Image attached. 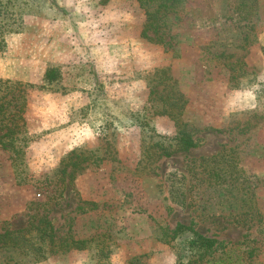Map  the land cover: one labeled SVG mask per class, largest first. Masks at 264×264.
<instances>
[{
    "label": "rangeland",
    "instance_id": "rangeland-1",
    "mask_svg": "<svg viewBox=\"0 0 264 264\" xmlns=\"http://www.w3.org/2000/svg\"><path fill=\"white\" fill-rule=\"evenodd\" d=\"M2 4L0 81L19 85L0 83V234L42 218L55 237L43 258L0 245V264H185L177 223L264 264V0L161 9L165 43L138 0ZM179 126L197 146L158 158Z\"/></svg>",
    "mask_w": 264,
    "mask_h": 264
},
{
    "label": "trees",
    "instance_id": "trees-1",
    "mask_svg": "<svg viewBox=\"0 0 264 264\" xmlns=\"http://www.w3.org/2000/svg\"><path fill=\"white\" fill-rule=\"evenodd\" d=\"M153 0H138L141 7L145 9V15H146V21L143 26V30L141 32V36L148 39L149 41H157L159 43H165L162 40L158 38H152L149 36L148 32L151 31L153 34L156 33V30L161 26V24H158V22L162 21V18L164 15H159L161 12V9H169L178 3H180L182 0H159L157 4V8H151L153 7L151 4L155 3L152 2ZM9 3V2H8ZM150 9V10H149ZM6 10V6L4 4L0 5V14L4 13ZM6 24H2L0 21V52L2 51L5 43H4V32L9 31ZM263 54H264V48ZM60 77V73L57 68H49L45 71L43 79L47 84H52L55 81H57ZM0 83H9V88L12 90L14 87L16 88L19 83H11L8 81H0ZM20 97H16L14 100H17ZM13 99V97H11ZM1 107V105H0ZM19 112H21L20 109H18L15 113V116H17L18 119H21L19 115ZM18 113V114H17ZM17 114V115H16ZM14 117V115H13ZM11 121V120H9ZM175 123H177L175 121ZM183 126V125H182ZM184 127V126H183ZM162 140H164L163 137H160ZM3 136L0 137V144L6 148L5 142H2ZM160 139L154 142L153 146L156 147L155 153L158 155V158H169L177 153H184L188 152L189 150L195 148L197 146V142L192 138L191 134L184 130V128H181L179 126L177 134L171 138L168 142H164ZM219 156V155H218ZM216 157H212L210 161H214ZM80 155L76 154L75 152H72L68 155L67 160L69 162L64 163L63 167L61 168V174H65L70 167L68 163L72 162V165L74 169H79V162L75 159H80ZM208 159H202V161H207ZM83 161H85V158H83ZM227 171V170H226ZM38 224H41V228H35L36 234H31L29 238H26V234L30 233V229L25 230H15L11 232H4L0 234V245L1 246H9L12 249H17L20 251L27 253H33L37 257L43 258L44 257V251L54 252L53 248V240H54V232L53 228L51 227L50 222L40 219L38 221ZM32 233V232H31ZM188 233V239L186 241H183V247H182V254H180L177 258V261H182V258L186 257L187 261L185 264H232L229 260H223L220 258L214 259L215 252L218 250L222 244L217 242L213 238H209L206 236H203L199 233H197L193 228L190 227V225H184L182 223H177L176 226L173 229H170L168 231H165L163 234V238H165V242H171L176 239L181 238L184 234ZM36 235L38 244L35 242H32L31 239L33 236ZM85 244V240H78L73 241L71 240V246L70 248L75 249H81L83 245ZM67 251V249H65Z\"/></svg>",
    "mask_w": 264,
    "mask_h": 264
}]
</instances>
